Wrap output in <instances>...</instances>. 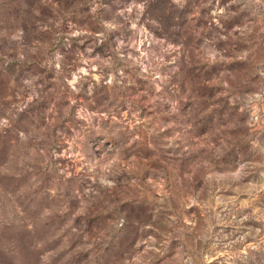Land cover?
<instances>
[{
    "label": "rangeland",
    "instance_id": "rangeland-1",
    "mask_svg": "<svg viewBox=\"0 0 264 264\" xmlns=\"http://www.w3.org/2000/svg\"><path fill=\"white\" fill-rule=\"evenodd\" d=\"M0 264H264V0H0Z\"/></svg>",
    "mask_w": 264,
    "mask_h": 264
}]
</instances>
